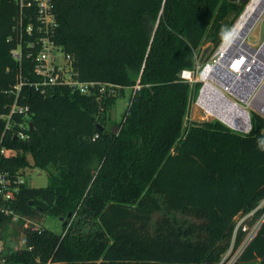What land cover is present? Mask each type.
Here are the masks:
<instances>
[{
  "label": "trees",
  "instance_id": "16d2710c",
  "mask_svg": "<svg viewBox=\"0 0 264 264\" xmlns=\"http://www.w3.org/2000/svg\"><path fill=\"white\" fill-rule=\"evenodd\" d=\"M245 7L231 0H55V40L73 57L78 78L121 88L110 95L59 86L44 96L23 87L19 100L30 105L35 129L27 140L8 136L19 152L1 165L54 172L46 186H22L19 221L0 217L4 238L10 223L26 238L17 250L7 241V264H218L235 233L239 246L243 227L262 213L236 232L238 220L264 201V117L252 112L249 134L218 120L183 131L191 86L180 72L194 67L206 45L214 51ZM18 11L15 0H0V113L14 101L7 90L20 71L8 40ZM32 68L24 58L23 75ZM128 88L115 130L110 111ZM3 128L0 119V137ZM43 215L66 223L55 231L39 224ZM254 262L264 264V221L236 264Z\"/></svg>",
  "mask_w": 264,
  "mask_h": 264
},
{
  "label": "built area",
  "instance_id": "2783aa9c",
  "mask_svg": "<svg viewBox=\"0 0 264 264\" xmlns=\"http://www.w3.org/2000/svg\"><path fill=\"white\" fill-rule=\"evenodd\" d=\"M15 2L19 7L14 25L15 35H11L8 40L15 41L16 45L10 53L19 63L20 71L16 82L7 90L9 94L15 95L14 101L6 104L5 111L0 113V119L4 121L0 137V217H10L13 222L21 219L15 201L22 186L27 183L25 172L28 168L12 172L1 165V160L12 158L19 152L9 145V135L18 140H27L30 137V105L19 100L23 87L26 85L34 87L44 96L54 93L59 86H69L83 94H90L98 88L100 93L109 90L110 95L121 88L114 83L82 81L78 78L73 57L67 54L55 40L59 27L55 0H15ZM246 8L247 5L214 51L206 54L204 60H201L202 54L196 55L194 67L184 68L180 72L181 80L191 86L189 105L192 104L195 110H199L202 117L218 120L240 134H249L252 131V112L264 117V40L255 46L247 39L256 23L263 19L264 6L240 38L231 40V35ZM26 20H29L27 24H25ZM24 58L33 61L30 76L22 73ZM198 83L199 87L196 90ZM255 211L256 209L240 218L236 232L244 220ZM263 221L255 231H251L252 233L249 231L250 233H247L237 247L235 233L231 245L218 264H236ZM13 226L14 224L10 223V227ZM23 226L27 227L28 223L24 222ZM246 228L243 227V230ZM23 235L22 246L15 244L16 250L26 245L25 234ZM9 236L7 239L4 238L0 227V264L8 262L6 254Z\"/></svg>",
  "mask_w": 264,
  "mask_h": 264
},
{
  "label": "rangeland",
  "instance_id": "374dc122",
  "mask_svg": "<svg viewBox=\"0 0 264 264\" xmlns=\"http://www.w3.org/2000/svg\"><path fill=\"white\" fill-rule=\"evenodd\" d=\"M248 42L254 44L255 46L262 42L264 40V17L262 20L258 21L256 23V25L252 28L250 35L248 36ZM209 48V51L207 52V54L211 53L212 48L211 46L206 45L204 47V50L202 51V54L204 53L205 49ZM131 94V90L128 88L125 90V96L120 97L115 106L113 107V109L110 111V121H111V128L117 130V124L119 123L124 115V112L127 108V106L129 105V95ZM209 122V121H214L212 119H206L204 117L201 116V113L199 110H195V108L193 107V105H189L188 103V108H187V112L186 115L184 117L183 120V131L185 130V128L187 127H191V126H197V125H202L203 122ZM30 161L32 162V158L31 156H29ZM49 171L54 172L53 168H50L48 170L45 169H41L38 167L35 168H30L28 167V169H26L25 172V178H26V182L29 186L31 187H43L46 186L49 183ZM258 209H262V213L261 215L258 217L257 220H255V222L253 223V225L251 227H247V233L250 231H255V228L263 221L264 219V201H262L256 208V210ZM252 216V215H251ZM66 219L67 217H63V219H61V217H54V216H47V215H43L42 217H40L39 219V224L41 226L53 229L55 231L60 232L62 230V226L64 223H66ZM241 219L238 220V223L240 222ZM243 225V224H242ZM10 236H9V240H11L14 244H18L20 247L22 246L21 241L24 238L23 232L21 231V229H19V227L17 226H13L10 229ZM249 232V233H250ZM251 232V233H252ZM249 235V234H248ZM247 238V237H246ZM234 250H236L234 248ZM244 264H256L254 263H244Z\"/></svg>",
  "mask_w": 264,
  "mask_h": 264
},
{
  "label": "bare ground",
  "instance_id": "6f19581e",
  "mask_svg": "<svg viewBox=\"0 0 264 264\" xmlns=\"http://www.w3.org/2000/svg\"><path fill=\"white\" fill-rule=\"evenodd\" d=\"M264 6V0H250L247 8L240 19L239 23L236 25L232 35L231 40L239 39L244 33L245 29L250 25V23L256 18Z\"/></svg>",
  "mask_w": 264,
  "mask_h": 264
},
{
  "label": "water",
  "instance_id": "95a60500",
  "mask_svg": "<svg viewBox=\"0 0 264 264\" xmlns=\"http://www.w3.org/2000/svg\"><path fill=\"white\" fill-rule=\"evenodd\" d=\"M231 1H234L236 3H240V4H244V5H248V3L250 2V0H231ZM209 51V48H206L203 55H202V58L201 60H204L207 52ZM35 127H34V124L33 122L30 123V130L31 131H34ZM32 202V201H31ZM61 219H63V217H61Z\"/></svg>",
  "mask_w": 264,
  "mask_h": 264
}]
</instances>
